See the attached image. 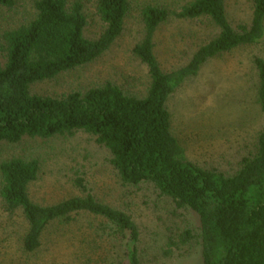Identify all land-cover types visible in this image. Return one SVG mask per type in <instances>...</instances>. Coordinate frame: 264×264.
Wrapping results in <instances>:
<instances>
[{"label": "trees", "instance_id": "1", "mask_svg": "<svg viewBox=\"0 0 264 264\" xmlns=\"http://www.w3.org/2000/svg\"><path fill=\"white\" fill-rule=\"evenodd\" d=\"M14 0H0L10 8ZM36 16L6 30L0 39V145L23 137L50 138L83 131L110 154V163L126 184L150 182L178 208L199 217L202 264H264V130L257 152L242 159L232 176L205 170L186 157L172 134L169 96L210 58L264 40V0H253L248 25L237 29L226 14V0H190L175 10L146 5L141 10L143 38L133 53L146 66L149 85L143 96L105 82L61 97L31 94L30 86L88 64L121 35L128 0H97L105 28L97 39L84 35L86 16L76 0H35ZM170 16L207 19L218 33L200 45L188 62L164 71L154 54V33ZM257 103L264 112V59L255 57ZM37 159L11 158L0 163V196L9 211L21 210L27 223L23 249L35 252L48 224L88 213L104 219L122 240L117 264H140L139 232L126 212L99 202L82 177L73 184L83 192L57 203L33 202L28 185L39 173Z\"/></svg>", "mask_w": 264, "mask_h": 264}, {"label": "rangeland", "instance_id": "2", "mask_svg": "<svg viewBox=\"0 0 264 264\" xmlns=\"http://www.w3.org/2000/svg\"><path fill=\"white\" fill-rule=\"evenodd\" d=\"M78 1L87 21L84 35L97 39L105 28L97 14V0ZM189 1L128 0L123 31L108 50L88 64L33 83L31 94L61 97L111 82L126 93L143 96L150 79L146 66L133 53L144 33L141 10L146 5L175 10ZM34 3L14 0L10 8L0 6V39L4 31L35 18ZM252 9L253 0H226L227 18L235 29L249 24ZM217 33L207 19L170 16L154 33V54L164 71L171 70L186 64ZM255 57L264 59V40L208 59L169 96L170 132L196 166L232 176L243 158L256 155L264 112L257 103ZM11 158L38 160V176L28 185L29 196L37 204L83 195L73 184L80 176L96 200L130 215L139 232L140 264H202L198 215L189 208H178L150 182L123 183L108 150L93 135L76 131L2 142L0 163ZM1 180L0 175V187ZM26 225L21 210H7L0 196V264H117L121 258V238L100 217L79 213L72 214L70 221L48 224L33 253L22 246Z\"/></svg>", "mask_w": 264, "mask_h": 264}]
</instances>
